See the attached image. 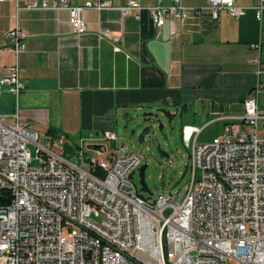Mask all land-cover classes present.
Returning <instances> with one entry per match:
<instances>
[{"label":"built area","instance_id":"1","mask_svg":"<svg viewBox=\"0 0 264 264\" xmlns=\"http://www.w3.org/2000/svg\"><path fill=\"white\" fill-rule=\"evenodd\" d=\"M205 1L187 6L182 0H126L112 6L103 0H33L26 7L66 9L76 34L85 29L84 7H116L119 22L145 8L155 26L191 13H206L213 22L221 10L237 17L246 8L234 0ZM251 8L260 20L264 0ZM101 34L116 39L107 29ZM6 35L16 56L24 46L21 30L13 25ZM250 47L259 51V42ZM252 60L256 79L241 100L242 112L212 118L224 122L209 142H196L201 126L183 125L182 138L191 140L187 182L154 197L139 195L128 174L141 156L117 142L111 129L73 142L61 132L38 133L16 111L0 113V264H264V59ZM2 85L16 105L23 83L15 60L0 75ZM100 139L115 145L104 159L89 156L85 164L83 142L97 154L105 151ZM28 142L37 164L30 162ZM68 147L77 152L68 154ZM92 212L99 217L92 219Z\"/></svg>","mask_w":264,"mask_h":264},{"label":"crops","instance_id":"2","mask_svg":"<svg viewBox=\"0 0 264 264\" xmlns=\"http://www.w3.org/2000/svg\"><path fill=\"white\" fill-rule=\"evenodd\" d=\"M31 1H0V75L15 60L23 83L16 105L7 87L0 86V113L16 111L19 120L38 133H49L50 128L73 142L111 129L116 141L126 144L118 127L123 133L138 130L142 113L156 107L176 109L181 132L183 125L202 129L208 119L239 115L241 100L256 79L252 59H264V11L260 20L254 18L251 6L256 0H234L246 7L237 17L221 10L212 22L206 13H191L160 26L152 23L145 8L138 17L124 14L119 22L116 7H84L80 15L85 29L77 34L66 9L26 7ZM103 1L118 6L126 0ZM205 2L182 0L187 6ZM13 25L21 30L24 45L16 56L6 35ZM102 29L116 39L103 36ZM252 42H259V51L250 47ZM199 101L206 102L203 109ZM192 102L198 105L191 108ZM114 145L110 140V151Z\"/></svg>","mask_w":264,"mask_h":264},{"label":"rangeland","instance_id":"3","mask_svg":"<svg viewBox=\"0 0 264 264\" xmlns=\"http://www.w3.org/2000/svg\"><path fill=\"white\" fill-rule=\"evenodd\" d=\"M262 38V57H264V32L261 35ZM260 99L262 97H259ZM198 102V101H197ZM198 103L192 102L190 107ZM199 104L206 105L205 101H199ZM189 103L186 105V110L183 113H189L188 109ZM203 109V107H202ZM164 121L162 128L157 126H151L148 132L144 135L142 141H137V130L128 131L127 133L122 132V128L119 126L118 135L122 136V140L127 144L129 148L135 150L140 154V163L139 165L146 163L144 168V181L146 184L147 191H140L143 197H154L160 194H163L167 188H172V190L177 188L184 187L188 179V169L185 166L187 151L190 148L191 140L186 141L182 138V132L180 130L181 119L179 115H174L170 122H166L164 116H161ZM184 117H182V120ZM212 119V118H211ZM206 124L198 133L196 137V142L204 143L209 142L213 137L218 136L222 130V121L220 119L211 120ZM140 119L138 120V122ZM205 123V122H204ZM138 127V126H136ZM72 138V137H71ZM76 138H74L75 140ZM189 142V146L186 143ZM97 143L103 146L107 151H110V140L109 139H100ZM158 143V149L156 144ZM87 142H83L82 151L83 161L86 164L89 156H96L98 158L105 157L106 153L100 152L95 153L91 149L87 148ZM29 152H30V162L31 164H37L38 159L35 156L36 148L34 144L27 143ZM158 150H161L163 153H166L167 156L159 157ZM66 152L70 155L75 154L77 150L73 147H68ZM132 181L139 188L138 184V175L135 170L132 174ZM92 219H97L99 217L98 212H92L90 214Z\"/></svg>","mask_w":264,"mask_h":264},{"label":"water","instance_id":"4","mask_svg":"<svg viewBox=\"0 0 264 264\" xmlns=\"http://www.w3.org/2000/svg\"><path fill=\"white\" fill-rule=\"evenodd\" d=\"M175 113H176V109L171 112L168 109H165L163 107H156L153 111L142 113V117L140 118V121L136 123V126H140V128L137 130V141L140 142L143 140L144 135L148 132L151 126H157L160 129L162 128V126L164 125V121L162 120L161 116L165 117L166 122H170V120L175 115ZM178 114H180V112ZM93 146L95 148L99 147L98 144H95ZM156 147L158 149V143L156 144ZM158 151H159L158 152L159 157L167 156V154L163 153L161 150H158ZM145 166H146V163H143L141 165H138V167L136 168L137 175H138V184H139V188L137 189L139 191H147L149 193V190L147 189L145 181H144ZM132 174H133V171H131L128 174V176L130 177ZM139 195L143 196L140 192H139Z\"/></svg>","mask_w":264,"mask_h":264},{"label":"trees","instance_id":"5","mask_svg":"<svg viewBox=\"0 0 264 264\" xmlns=\"http://www.w3.org/2000/svg\"><path fill=\"white\" fill-rule=\"evenodd\" d=\"M48 132L51 133V134H55L56 132L53 130V129H48ZM3 192H5V194H7L5 197H2L3 199H5V201L8 200V192H6V190H2Z\"/></svg>","mask_w":264,"mask_h":264}]
</instances>
